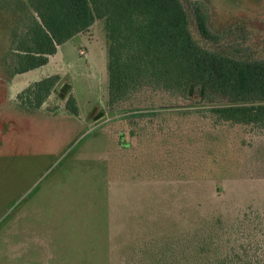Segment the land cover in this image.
<instances>
[{"label":"rangeland","instance_id":"rangeland-1","mask_svg":"<svg viewBox=\"0 0 264 264\" xmlns=\"http://www.w3.org/2000/svg\"><path fill=\"white\" fill-rule=\"evenodd\" d=\"M181 1L201 46L264 61V0H199L218 40ZM13 21L0 11V264H264V122L226 121L197 85L112 101L100 18L51 57L45 117L40 88L10 87ZM111 178L134 181L127 215Z\"/></svg>","mask_w":264,"mask_h":264},{"label":"trees","instance_id":"trees-1","mask_svg":"<svg viewBox=\"0 0 264 264\" xmlns=\"http://www.w3.org/2000/svg\"><path fill=\"white\" fill-rule=\"evenodd\" d=\"M3 9L13 13L15 73L47 64L60 45L100 18L109 42L112 101L127 99L142 83L176 92L197 85L205 98L227 99L216 108L226 121L264 122V61H245L201 46L181 0H0ZM194 11L200 33L218 40L208 25L207 5L197 0ZM53 83L52 76L33 83L28 88L38 87L43 95L35 94L36 101L28 103L40 107ZM63 90L68 93L70 84ZM73 101L67 106L77 114Z\"/></svg>","mask_w":264,"mask_h":264},{"label":"crops","instance_id":"crops-1","mask_svg":"<svg viewBox=\"0 0 264 264\" xmlns=\"http://www.w3.org/2000/svg\"><path fill=\"white\" fill-rule=\"evenodd\" d=\"M52 56L53 55H51L49 57L48 63L43 65V66L34 68V69L26 71L24 73H15V75L10 80V87L14 89V93L16 95H17V92H19L20 90H23V89L27 88L28 86L32 85L33 83H35V82H37V81H39V80H41L47 76L52 75V73H50V72L49 73L44 72L45 70H47L49 68ZM29 77H30V79H29ZM47 100H48V98L43 102V104L40 107L32 106L31 104H28V105H30L32 108L36 109L37 113H41V114L45 115V117H49L47 115V113L44 112V108H45L44 106H45V103L47 102ZM135 182L140 183L142 181L136 180ZM133 183H134V181L120 180V179H115V178H111L108 181V192H109L110 203H112L111 201H112L113 195L116 194L117 192L119 193V190H122V193H121L122 200L119 201V205L121 206L122 215H123V213H125L127 215V213H129L128 211H132V209L128 205V199L126 200V195H123V194H125V192L123 191L124 190L123 187L127 186L129 184H133ZM137 193L139 194L140 192H137ZM123 199H125V202H123ZM129 219H132V217H129Z\"/></svg>","mask_w":264,"mask_h":264}]
</instances>
